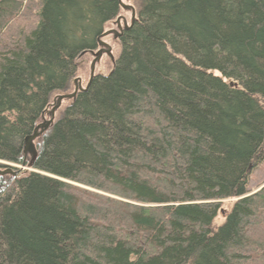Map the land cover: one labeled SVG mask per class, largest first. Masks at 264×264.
Wrapping results in <instances>:
<instances>
[{
    "label": "trees",
    "instance_id": "16d2710c",
    "mask_svg": "<svg viewBox=\"0 0 264 264\" xmlns=\"http://www.w3.org/2000/svg\"><path fill=\"white\" fill-rule=\"evenodd\" d=\"M120 10L0 1V264H264V185L247 188L264 161V0H140L114 69L24 157Z\"/></svg>",
    "mask_w": 264,
    "mask_h": 264
},
{
    "label": "rangeland",
    "instance_id": "374dc122",
    "mask_svg": "<svg viewBox=\"0 0 264 264\" xmlns=\"http://www.w3.org/2000/svg\"><path fill=\"white\" fill-rule=\"evenodd\" d=\"M122 3L126 6H132L136 13L140 0H122ZM117 19H120L121 26H122L123 19L127 22V25H129L131 22L130 12L125 11V10H120L119 16ZM116 20L105 26V32H108L111 30H114V31L117 30L116 25H115ZM103 42L110 47L111 51L109 55L104 54L100 58V60L96 63L95 68H94L95 77L109 75L111 71L114 69L115 63L121 52V45L119 43V39L115 38L113 35H110L104 38ZM96 52L97 50L94 53L85 54L78 59L77 72L75 74L74 80L71 83L69 89L65 92L66 94L72 93L74 90V87L77 86L78 84H81V87L85 88V86L87 85L89 81V77H90V65L94 59V54ZM74 81L76 82L75 84H74ZM58 95H55V96H58ZM69 104H70L69 100H65L62 102L60 108L55 112L54 122L60 119V117L64 113V110ZM45 120H47V117H45ZM7 165H10V164H7ZM10 166H14V165H10ZM14 167L19 168L23 171L24 170L29 171L28 169H25V168L22 169L20 166H14ZM263 185H264V161L259 166H257L254 170H252L248 178L247 188H248V191L254 192ZM235 201H236L235 199H231V200H225L221 202V211L218 213L216 219L214 220L212 229L216 230L218 227H220L224 223L225 215L231 210Z\"/></svg>",
    "mask_w": 264,
    "mask_h": 264
},
{
    "label": "water",
    "instance_id": "95a60500",
    "mask_svg": "<svg viewBox=\"0 0 264 264\" xmlns=\"http://www.w3.org/2000/svg\"><path fill=\"white\" fill-rule=\"evenodd\" d=\"M119 2V6L120 9L125 10V11H130L131 14V22L129 25H127V22L123 19L122 20V26L120 24V19L116 20V26H117V30H111L108 32H105L99 39H98V46L101 47L100 50H98L95 54H94V59L91 62L90 65V77H89V81L86 85V87L84 89H82L81 84H78L77 86L74 87V91L72 94H63V95H58L54 101V105L52 106V108L49 111V120H44L42 121L41 124H39L32 135L28 136L25 140H24V147H23V155L24 157H26L27 155L31 156L32 159L35 158L36 154H37V150H36V146L34 144V141L41 136L42 134H44L49 127L53 124L54 122V115L55 112L60 108L61 104L63 101L65 100H71L73 99L78 93L81 92H86L87 89L89 88L92 80L95 78L94 76V68L96 63L100 60V58L105 54V55H109L110 54V47L108 45H106L102 39L113 35L115 38L119 39L122 35V33L124 31H127L130 29V27L132 26L135 17H136V13L134 11V9L131 6H126L122 3V0H118ZM76 82L74 81V84ZM13 172L10 170H6L5 172H0V176H5V175H12Z\"/></svg>",
    "mask_w": 264,
    "mask_h": 264
},
{
    "label": "flooded vegetation",
    "instance_id": "af4514ba",
    "mask_svg": "<svg viewBox=\"0 0 264 264\" xmlns=\"http://www.w3.org/2000/svg\"><path fill=\"white\" fill-rule=\"evenodd\" d=\"M115 25H116V22H115ZM116 29H117V26H116ZM100 49H101V47L98 48V50H100Z\"/></svg>",
    "mask_w": 264,
    "mask_h": 264
}]
</instances>
